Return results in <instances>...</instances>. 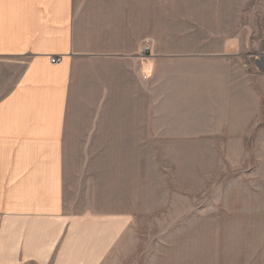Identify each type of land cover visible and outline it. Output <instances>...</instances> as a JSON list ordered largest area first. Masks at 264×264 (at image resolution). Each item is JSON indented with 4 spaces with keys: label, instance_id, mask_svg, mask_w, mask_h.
Masks as SVG:
<instances>
[{
    "label": "crops",
    "instance_id": "obj_1",
    "mask_svg": "<svg viewBox=\"0 0 264 264\" xmlns=\"http://www.w3.org/2000/svg\"><path fill=\"white\" fill-rule=\"evenodd\" d=\"M169 1L0 0V264H116L132 210L80 203L85 164L147 146L130 133L143 132V116L147 131L150 91L164 99L170 79L178 98L191 100L223 91L227 79L264 78L226 54L264 50L248 23L264 19V0H217L235 12L236 33H221L216 54L189 59L162 54ZM201 1L212 20L216 0ZM79 154L80 171H70Z\"/></svg>",
    "mask_w": 264,
    "mask_h": 264
},
{
    "label": "rangeland",
    "instance_id": "obj_2",
    "mask_svg": "<svg viewBox=\"0 0 264 264\" xmlns=\"http://www.w3.org/2000/svg\"><path fill=\"white\" fill-rule=\"evenodd\" d=\"M212 8L208 20L201 0L166 3L162 54H216L226 38L221 33L235 34L237 21L217 0ZM248 23L257 25L263 48L264 19ZM226 54L243 59L246 75L264 76V50ZM170 82L164 99L155 87L150 91L147 131L143 116V132L130 133L147 146L111 149L85 164L90 179L78 185L86 189L79 202L132 210L131 239L127 250L118 248L116 264H264V78L227 79L223 91L191 100L178 98L172 90L178 83ZM74 138L71 131L70 146ZM81 159L70 156V171H80ZM112 187L114 194L107 191Z\"/></svg>",
    "mask_w": 264,
    "mask_h": 264
},
{
    "label": "built area",
    "instance_id": "obj_3",
    "mask_svg": "<svg viewBox=\"0 0 264 264\" xmlns=\"http://www.w3.org/2000/svg\"><path fill=\"white\" fill-rule=\"evenodd\" d=\"M149 49H150L149 46H146V47H145V49H144V51H143L144 56H146V54H147V50H149ZM52 60H53L54 62H56V61L58 60V58H57V57H53Z\"/></svg>",
    "mask_w": 264,
    "mask_h": 264
},
{
    "label": "water",
    "instance_id": "obj_4",
    "mask_svg": "<svg viewBox=\"0 0 264 264\" xmlns=\"http://www.w3.org/2000/svg\"><path fill=\"white\" fill-rule=\"evenodd\" d=\"M261 67H264V59L262 60Z\"/></svg>",
    "mask_w": 264,
    "mask_h": 264
}]
</instances>
